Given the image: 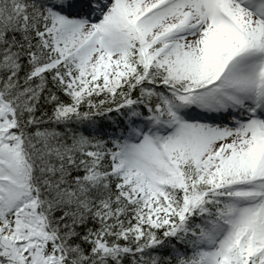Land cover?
<instances>
[{
	"label": "snow or ice",
	"instance_id": "snow-or-ice-1",
	"mask_svg": "<svg viewBox=\"0 0 264 264\" xmlns=\"http://www.w3.org/2000/svg\"><path fill=\"white\" fill-rule=\"evenodd\" d=\"M0 264H264V0H0Z\"/></svg>",
	"mask_w": 264,
	"mask_h": 264
}]
</instances>
